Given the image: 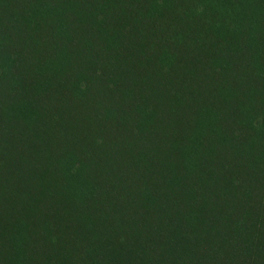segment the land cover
Masks as SVG:
<instances>
[{
  "label": "trees",
  "instance_id": "1",
  "mask_svg": "<svg viewBox=\"0 0 264 264\" xmlns=\"http://www.w3.org/2000/svg\"><path fill=\"white\" fill-rule=\"evenodd\" d=\"M0 264H264V0H0Z\"/></svg>",
  "mask_w": 264,
  "mask_h": 264
}]
</instances>
